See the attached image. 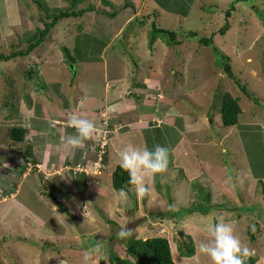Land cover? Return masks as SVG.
<instances>
[{
	"label": "rangeland",
	"instance_id": "1",
	"mask_svg": "<svg viewBox=\"0 0 264 264\" xmlns=\"http://www.w3.org/2000/svg\"><path fill=\"white\" fill-rule=\"evenodd\" d=\"M105 1L78 2L77 9L93 10L64 19L32 53L0 61V264H110L113 255L125 257L121 225L138 238H168L177 264H212L198 248L209 239L206 225L220 215L235 221V234L264 264V0H163V7L155 0ZM37 7L36 0H0V53L26 50L46 19ZM143 18L148 24L138 26ZM228 21L225 35L209 46L200 42ZM151 22L176 31L181 43L159 38L150 48ZM124 27L136 33L134 47L128 31L118 38ZM63 46L74 63L65 61ZM225 65L252 98L223 72ZM115 80L122 88L117 102L105 91L115 90ZM224 92L239 98V121L247 125H222ZM137 96L157 103L149 122L161 113L145 130L137 125L143 114L124 105L125 98L144 104ZM73 115L92 120L97 131L83 148L66 151L58 146L75 131L66 123ZM13 127L28 128L24 142H11ZM181 142L204 169L175 166L185 161L174 158ZM128 144L168 148L169 167L155 177L150 198L138 200L131 186L121 204L111 174ZM85 207L94 223L85 224ZM187 243L191 257L183 256Z\"/></svg>",
	"mask_w": 264,
	"mask_h": 264
},
{
	"label": "trees",
	"instance_id": "2",
	"mask_svg": "<svg viewBox=\"0 0 264 264\" xmlns=\"http://www.w3.org/2000/svg\"><path fill=\"white\" fill-rule=\"evenodd\" d=\"M69 1L71 2L70 8L60 9V8L50 7L48 3L44 2L43 0H36V3L38 5L37 7L38 10L45 12V15H46V19L43 20L42 22L44 25L43 28H38L37 32L30 39H28V46L26 50L19 51V52H13L11 54L0 53V61H7L18 55L25 56V55L32 53L36 48H38L44 42H47V40L50 39L49 36L52 30H54V28H56L57 26H60L62 24V21L63 22L65 21L64 19L69 20L68 18H71V17L79 18L93 10L92 7H88L84 9H77V3L82 0H69ZM155 1L159 5H161V7H163L162 6L164 4L163 0H155ZM105 3L109 4L108 1L107 2L105 1ZM126 6H129V4H126ZM227 15H230V13H227ZM146 20H147L146 18L139 19L138 26L147 25L148 23H146ZM64 26H67V22L66 24H64ZM229 29H230V23L228 21L211 37L200 38V42L203 43V45L209 46L214 41V36L216 34L225 35ZM148 33H149L148 45L150 48L153 47V45L155 44V41L158 40L159 38L165 40L166 43L170 46L181 43V41L178 39V34L176 31L161 28L155 22L150 23ZM195 35L196 33L191 32L190 36H195ZM62 50L64 53L65 61L66 62L69 61L68 63H74L75 61L73 59V55L71 54V51L65 46L62 47ZM228 66L225 65V67H223L224 69L223 72L227 74L229 78L233 79L235 83H238L237 85L241 88V90L247 96H249L248 91L246 90L247 89L246 86H243L242 84L239 83L238 79H235L231 68H229ZM28 75H29L28 78L32 77L33 72L28 71ZM218 110L220 111L222 125L225 128H230V127L238 128L240 126L247 125L243 123L241 124L239 121L240 115L243 114L244 110L240 104L239 98L233 96L232 93L230 92L223 93L222 101L221 103H219ZM28 133H29V130L26 127H13L10 129L9 136H10L12 143H22L24 142L26 135ZM251 144L254 145L255 144L254 141L253 143L251 142ZM251 146L249 147L252 149L253 146L252 147ZM101 149L102 151L105 150V148L102 145H100L99 147V150ZM24 154L26 155L25 158L28 159V157L30 156V153L25 152ZM96 157H97V154H95V158ZM194 158L196 159L198 163V159H197L198 156ZM177 159L181 161V159H184V158L180 159V157L178 156ZM93 160L91 161L93 162ZM78 161H79L78 158L74 160L75 166L79 163ZM33 163L36 165V164H39V161L36 159V160H33ZM187 163L188 162L177 163L175 161V166L183 169L189 166ZM197 163L196 165H194L195 169H204L203 166H198ZM257 175L259 177L260 174H257ZM254 177H256V175H254ZM128 181H129L128 173L122 170L119 167V164H117L111 174V183H112L113 188L118 191L121 188L126 189L128 187L133 186V185H130ZM109 222L111 224H115L113 221H109ZM252 237L254 238L253 234H252ZM184 243L182 244L184 245ZM183 249H185V247L181 246V250ZM183 251H184L183 252L184 255L182 254L183 256L191 257L194 253L192 244H189V248L187 247ZM108 261L110 262V264H177L173 258V252L171 249L170 242L168 238L164 236H155V237H150L147 239H142V238L132 236L128 238V242L126 245V251H125V257H122L121 255H118V256L113 255L109 258ZM246 264H256V258L250 257L247 260Z\"/></svg>",
	"mask_w": 264,
	"mask_h": 264
},
{
	"label": "clouds",
	"instance_id": "3",
	"mask_svg": "<svg viewBox=\"0 0 264 264\" xmlns=\"http://www.w3.org/2000/svg\"><path fill=\"white\" fill-rule=\"evenodd\" d=\"M67 127L73 128V134L66 138L61 136L59 148L66 151L83 148L85 142L93 139L96 134L95 123L84 117L70 116ZM119 167L129 176L128 183L135 186L138 200L151 197L155 177L165 173L169 167V149L156 145L153 149L146 146L128 144L118 153ZM77 170V168H76ZM80 172V171H78ZM121 204H127L128 193L121 188L117 193ZM85 224L94 223V217L83 209ZM235 221L227 220L225 216H217L214 223L206 225L209 233L208 241L199 245L198 252L210 258L212 264H246L254 253L244 246L234 231ZM133 231L121 225L117 236L121 239L131 237ZM99 246L92 251H98Z\"/></svg>",
	"mask_w": 264,
	"mask_h": 264
},
{
	"label": "crops",
	"instance_id": "4",
	"mask_svg": "<svg viewBox=\"0 0 264 264\" xmlns=\"http://www.w3.org/2000/svg\"><path fill=\"white\" fill-rule=\"evenodd\" d=\"M107 2V1H106ZM111 2H113V0H108V5H110V3ZM107 4V3H106ZM128 4V3H127ZM125 8H129L130 7V5L129 6H124ZM138 10V9H137ZM136 10V11H137ZM138 15V13L136 12L134 15H133V17L135 16H137ZM135 29V28H137L136 26H133L132 27V29ZM125 30L126 31H128V28H122V29H120L119 28V30H117V32H116V34H117V36H118V38L123 34V33H125ZM134 32H135V30H134ZM128 41H129V43L131 44V47L133 46L134 47V45H136V40H135V37H136V33L135 34H133V32H131V31H128ZM144 60V59H143ZM127 63L126 62V60H123V63ZM128 65V64H127ZM105 77H106V75H104ZM113 86L115 87V90H113V91H109L108 89L107 90H105L106 91V93H108V95H107V97H110V98H112V99H114L113 101H116L117 102V99L115 98L116 96H118V94H120V90L122 89L121 87H120V83L119 82H116V80H115V82H114V84H113ZM119 88H121V89H119ZM142 91L143 92H147V89H145L144 87H142ZM125 94V93H124ZM134 95V93H131V95ZM130 95V94H129ZM123 97H124V95H123ZM116 99V100H115ZM140 99H142V98H139L138 96H137V100L138 101H140ZM122 100V99H121ZM121 100H120V102H121ZM125 102H124V105H125V107H136L137 108V111H139L140 113H142L143 114V116H144V118L141 120V122H138L139 124H137L138 125V128H141L140 126H142V124H143V129L145 130V129H147V127H149L148 125L150 124V122L154 119V118H156L157 119V123H159L160 122V119H159V116H161V113L157 110V112L155 113V116H153L151 119H150V122H149V119L148 118H150L149 116H148V113L150 112V113H152V111H153V113H154V110L156 111V108H155V105H153V104H157L156 103V101H154V102H152V100L151 99H142V102L144 101L145 103L144 104H142L141 103V105L140 104H135L134 105V103L132 102V101H129V100H127L126 98H125ZM119 102V103H120ZM151 103V104H150ZM112 105V104H111ZM109 106V112H110V105H108ZM157 107V106H156ZM118 108H120V109H122V110H126V108H123V107H121V106H119ZM154 109V110H153ZM115 112V111H114ZM162 115H164L165 117H168L169 118V114H164V112L162 113ZM111 116V115H110ZM116 116V114H114V117ZM112 117V116H111ZM164 117V120H166V118ZM169 121H166V123L167 124H171V121H170V119H168ZM161 123H163L162 121H161ZM145 124H146V126H145ZM165 124V123H164ZM154 126V128H155V125H153ZM150 128H151V126H150ZM172 128V127H171ZM125 141V140H124ZM176 147V148H175ZM175 150H174V155L176 156V157H174L175 159H177L178 158V156L180 157V158H184L185 159V161H183V162H188L187 164L188 165H191V167L194 169V170H196L195 169V167H194V165H196V163H197V161H196V159L194 158V157H192L191 155L189 156L188 155V158H187V155H186V152H182L181 151V149L183 148V147H185V142H181L180 144H178V143H176L175 144ZM192 159H191V158ZM185 165H186V163H185Z\"/></svg>",
	"mask_w": 264,
	"mask_h": 264
},
{
	"label": "water",
	"instance_id": "5",
	"mask_svg": "<svg viewBox=\"0 0 264 264\" xmlns=\"http://www.w3.org/2000/svg\"><path fill=\"white\" fill-rule=\"evenodd\" d=\"M57 204H59V201L55 200ZM76 226L79 231V233H84V229L79 225L78 221H76ZM101 264H106L105 261H102Z\"/></svg>",
	"mask_w": 264,
	"mask_h": 264
},
{
	"label": "built area",
	"instance_id": "6",
	"mask_svg": "<svg viewBox=\"0 0 264 264\" xmlns=\"http://www.w3.org/2000/svg\"><path fill=\"white\" fill-rule=\"evenodd\" d=\"M107 137H108V136H107ZM105 145H106V144H105ZM103 147H104V146H103ZM79 168H80V167H79ZM79 168L77 169L78 171H80V169H79ZM85 171L87 172V170H85Z\"/></svg>",
	"mask_w": 264,
	"mask_h": 264
},
{
	"label": "bare ground",
	"instance_id": "7",
	"mask_svg": "<svg viewBox=\"0 0 264 264\" xmlns=\"http://www.w3.org/2000/svg\"><path fill=\"white\" fill-rule=\"evenodd\" d=\"M78 168H79V167H78ZM78 168H77V169H78Z\"/></svg>",
	"mask_w": 264,
	"mask_h": 264
}]
</instances>
